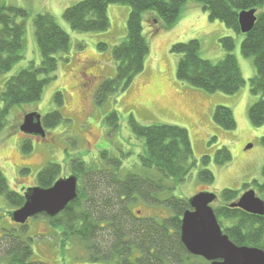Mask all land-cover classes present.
<instances>
[{
	"label": "trees",
	"instance_id": "obj_1",
	"mask_svg": "<svg viewBox=\"0 0 264 264\" xmlns=\"http://www.w3.org/2000/svg\"><path fill=\"white\" fill-rule=\"evenodd\" d=\"M186 0H80L63 9V17L73 30L97 31L109 27L107 6L110 3H127L130 11L126 20L125 39L112 47L116 60V74L104 79L98 91L111 92L127 88L131 79L142 71L149 46L142 32V12L150 10L147 18L152 33L168 29L176 23L182 4ZM208 13L210 19H217L236 33L240 32L238 11L256 9L253 28L243 34L240 50L244 56L253 58L255 73L249 78L252 94H259L248 109L254 126L264 123V0H195ZM28 15L26 9L7 5L0 1V74L8 71L20 57L23 47L24 23L17 18ZM47 12L33 18L34 32L41 60L38 66L32 62L4 81L0 93V129L10 106L38 100L44 83L54 78L60 52L69 48L67 32ZM241 33V32H240ZM224 55L218 62L199 55L200 43L196 38L175 42L170 50L179 54L176 78L206 91L236 92L244 78L233 50L232 36L220 39ZM98 47H106L99 42ZM42 75V77H40ZM54 100L62 103V92L57 91ZM215 123L225 129L236 126L232 110L216 105L213 111ZM63 116L54 109L42 117L45 128L57 125ZM117 112L112 111L106 120L116 126ZM132 133L143 138L144 147L138 154V164L130 169L123 166L121 157L108 150L99 152V158L87 162L78 156L69 159L70 173L78 178L77 196L66 208L54 217L39 214L59 233L64 247L69 240H77L86 250L91 264H209L200 256L190 254L180 239V217L190 208L188 198L172 194L176 184L184 181L194 168L196 161L186 128L166 123L142 124L132 114L128 116ZM264 141V139H263ZM31 141L23 139L21 148L29 151ZM231 153L225 146L216 150L215 163L221 165L231 160ZM210 156L202 155L197 170V180L210 184L214 180L208 168ZM23 168L20 172H26ZM61 174L58 163L49 162L36 176L37 185L50 186ZM263 181L258 189L264 190ZM249 188L248 184L244 189ZM0 195L13 209L23 204V191L11 189L6 177L0 171ZM238 198L235 190L225 188L220 192V202L212 205L218 222L232 243L262 248L264 250V216L250 214L230 204ZM136 201L154 207H162L163 215L141 216L131 209ZM11 211V210H9ZM8 211V213H9ZM25 232L26 224L19 225ZM18 232V231H17ZM15 228L3 229L0 234V264H48L33 257L32 238L21 237Z\"/></svg>",
	"mask_w": 264,
	"mask_h": 264
},
{
	"label": "rangeland",
	"instance_id": "obj_2",
	"mask_svg": "<svg viewBox=\"0 0 264 264\" xmlns=\"http://www.w3.org/2000/svg\"><path fill=\"white\" fill-rule=\"evenodd\" d=\"M7 5H15L27 10L28 15L17 18L24 23L21 57L12 67L0 74V93L10 75L20 69L40 64L41 56L37 46L33 18L39 13H50L54 21L67 32L70 38L66 52L57 54L58 64L54 78L44 83L38 100L14 104L6 113L0 129V171L6 177L11 189L20 191L36 185L38 171L49 162L61 166L60 176L70 173L69 159L78 156L90 162L99 158L101 150H108L121 157L123 166L130 169L138 164V154L144 147L143 138L136 137L128 122L129 114L142 124L166 123L186 128L190 138L194 168L184 181L176 184L173 195L189 198L197 191L209 190L217 194L212 205L220 202V192L225 188L235 190L240 195L244 185L253 188L264 199V190L258 189L263 181L264 166V123L254 126L251 122L249 106L259 98L249 88V78L255 73L253 58L244 56L240 50L242 33H236L217 19H210L201 3L186 0L180 9L176 23L168 29L152 33L147 18L156 13L142 12V32L149 51L144 58L142 71L137 73L127 88L97 92L104 79L116 74V60L112 47L126 37V20L130 11L127 3H110L107 8L109 27L106 30H73L63 17V9L80 0H0ZM230 35L235 41V55L244 78L240 88L232 93L206 91L176 78L179 54L170 47L175 42L192 38L199 40V55L212 62H218L224 55L220 38ZM99 42L106 47L100 49ZM42 77V75H40ZM62 92V103L54 100V94ZM2 105L0 99V107ZM216 105H224L232 110L236 126L225 129L214 122ZM59 109L63 119L54 127L46 128L45 137L24 134L19 125L26 112L36 110L43 117L51 110ZM117 112L118 119L113 124L106 117ZM29 139L32 147L23 151V139ZM249 145H251L249 147ZM225 146L231 153V160L224 164L215 163L217 149ZM208 155V168L214 175L210 184L197 180V170L201 166V156ZM26 172H20L21 169ZM132 211L141 216L163 215L162 207L145 205L136 201ZM12 210L0 195V234L3 229L15 228L21 237H31L33 257L48 264H91L82 243L69 240L61 248V238L43 217H32L26 224L25 232L9 217ZM96 264H106L97 262Z\"/></svg>",
	"mask_w": 264,
	"mask_h": 264
},
{
	"label": "water",
	"instance_id": "obj_3",
	"mask_svg": "<svg viewBox=\"0 0 264 264\" xmlns=\"http://www.w3.org/2000/svg\"><path fill=\"white\" fill-rule=\"evenodd\" d=\"M256 9L238 11L241 33L253 28ZM264 12V6H263ZM19 129L24 134L45 137L42 116L36 110L26 112ZM251 145H249L250 147ZM78 178L74 174L58 177L50 186L33 185L24 189V202L9 211L14 223L26 224L30 218L45 214L54 217L77 196ZM216 193L200 190L188 198L190 208L181 217L180 239L188 253L200 256L209 264H264V250L255 246L236 245L223 230L211 204ZM250 214L264 216V199L255 190H245L230 204Z\"/></svg>",
	"mask_w": 264,
	"mask_h": 264
},
{
	"label": "flooded vegetation",
	"instance_id": "obj_4",
	"mask_svg": "<svg viewBox=\"0 0 264 264\" xmlns=\"http://www.w3.org/2000/svg\"><path fill=\"white\" fill-rule=\"evenodd\" d=\"M18 125H20V124H18ZM24 189H25V188H23V189H21V190L24 191Z\"/></svg>",
	"mask_w": 264,
	"mask_h": 264
},
{
	"label": "crops",
	"instance_id": "obj_5",
	"mask_svg": "<svg viewBox=\"0 0 264 264\" xmlns=\"http://www.w3.org/2000/svg\"><path fill=\"white\" fill-rule=\"evenodd\" d=\"M234 52H235V49H234Z\"/></svg>",
	"mask_w": 264,
	"mask_h": 264
}]
</instances>
